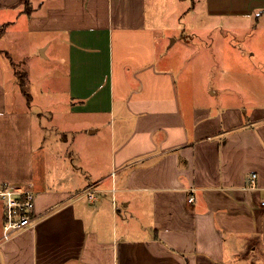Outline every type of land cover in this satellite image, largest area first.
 <instances>
[{
	"label": "crops",
	"instance_id": "1",
	"mask_svg": "<svg viewBox=\"0 0 264 264\" xmlns=\"http://www.w3.org/2000/svg\"><path fill=\"white\" fill-rule=\"evenodd\" d=\"M0 32V183L39 218L4 239L0 199V264H264V0H0ZM204 32L206 101L176 75Z\"/></svg>",
	"mask_w": 264,
	"mask_h": 264
},
{
	"label": "rangeland",
	"instance_id": "2",
	"mask_svg": "<svg viewBox=\"0 0 264 264\" xmlns=\"http://www.w3.org/2000/svg\"><path fill=\"white\" fill-rule=\"evenodd\" d=\"M186 6H189V4H187ZM202 37L205 40L203 42L201 41L202 44L201 42L199 44L204 46L205 42H209L206 39H212V34L210 32H204ZM35 43H36L35 38L27 37L26 39L21 40L20 45L14 44V43L13 45H10L9 51L11 52V56L14 62L16 63L17 71L31 73L32 84H28V90L29 92H31V94L34 95V97L36 98V102L50 106V104L52 102H55L57 99L55 98L52 99L51 97L49 98V95L47 94L43 95L39 91V84L42 83V79L39 76V71L40 69H52L53 61H47L43 57H40L41 53L40 52L38 53L36 50H34L36 48ZM178 47L179 46L175 48H178ZM205 49H207V52L202 50L197 55H195V53L192 52L193 50H190L188 48H184L182 52H180V55H179V49H176L173 51L174 55L178 54L180 57L178 60H179L181 69L184 66L182 70L180 69V67L178 68V70H176V75L178 77V81H180V86L183 84L184 81H186L187 82L186 86L188 88L195 87L199 91L201 90L202 91L201 98L204 101L210 99V96H209L210 89L213 87L216 88V85L211 80V77H209V75H206V74H209L210 72L209 69H210V64H211L212 52H210L211 48H205ZM205 53H208L207 58L205 57V59L202 62H199L198 61L199 55L205 54ZM216 63H219L221 65L222 63L221 59L219 61L217 60ZM199 64H201L202 66H199ZM221 70H222V67L218 68V73H221ZM59 104L60 102H57V105ZM107 129L110 130V127L106 126V129L104 127L103 134H105V131L108 132ZM80 134L82 135V138H81V143H82L83 138H85L84 137L85 131L84 133L80 132ZM87 142H89L88 138L86 139L85 143Z\"/></svg>",
	"mask_w": 264,
	"mask_h": 264
},
{
	"label": "built area",
	"instance_id": "3",
	"mask_svg": "<svg viewBox=\"0 0 264 264\" xmlns=\"http://www.w3.org/2000/svg\"><path fill=\"white\" fill-rule=\"evenodd\" d=\"M96 190L88 188L84 196L94 199ZM0 199L4 206L3 237L9 239L38 221L36 214L37 192L31 183H0ZM194 197L190 198V202ZM264 207V201L262 202Z\"/></svg>",
	"mask_w": 264,
	"mask_h": 264
},
{
	"label": "trees",
	"instance_id": "4",
	"mask_svg": "<svg viewBox=\"0 0 264 264\" xmlns=\"http://www.w3.org/2000/svg\"><path fill=\"white\" fill-rule=\"evenodd\" d=\"M26 12L28 14L31 12V8H30L29 4H27V6H26ZM1 34L2 33L0 32V37H1ZM17 75L19 77L20 84H21V88H22L24 94L30 100L31 95H30L29 90H28V74L27 73H24V72L17 71Z\"/></svg>",
	"mask_w": 264,
	"mask_h": 264
}]
</instances>
